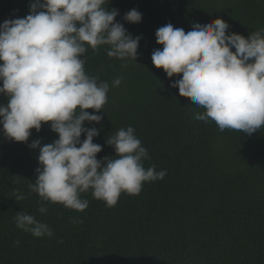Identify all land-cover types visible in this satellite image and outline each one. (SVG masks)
I'll return each mask as SVG.
<instances>
[{
  "label": "trees",
  "instance_id": "1",
  "mask_svg": "<svg viewBox=\"0 0 264 264\" xmlns=\"http://www.w3.org/2000/svg\"><path fill=\"white\" fill-rule=\"evenodd\" d=\"M34 2L0 0V24L25 18ZM104 7L117 10L114 23L141 39L136 60L109 57L108 45L88 47L81 57L88 76L109 84L101 112L85 110L102 120L83 127L99 131L93 139L102 146L98 161L115 157L106 143L111 135L133 127L148 152L144 168L166 175L145 182L139 195L121 193L113 207L96 200L92 190L81 193L89 205L77 212L29 194L37 169L42 171L39 148L30 145L59 138L51 122L32 129L24 143L0 129V264H264V126L248 135L220 131L210 118L197 120L205 109L171 86L182 77L169 78L152 61L162 48L158 28L171 23L188 32L222 19L226 34L248 38L264 29V0H106ZM132 9L142 14L138 24L124 19ZM116 78H122L119 86H113ZM7 103L0 94V105ZM85 138L82 133L81 142ZM18 192L27 198L16 200ZM42 205L46 213L39 211ZM18 212L48 224L53 235L36 238L17 228Z\"/></svg>",
  "mask_w": 264,
  "mask_h": 264
},
{
  "label": "clouds",
  "instance_id": "2",
  "mask_svg": "<svg viewBox=\"0 0 264 264\" xmlns=\"http://www.w3.org/2000/svg\"><path fill=\"white\" fill-rule=\"evenodd\" d=\"M106 0H35L25 18L0 24V94L8 96L0 105V129L11 140L24 143L31 130L40 131L51 122L58 139L39 148L38 179L30 192L42 200L83 212L88 208L81 193L92 190L96 200L113 207L121 193L139 195L145 182L162 180L166 171L143 166L147 149L141 146L129 126L111 135L106 143L115 157L97 160L102 146L93 143L96 128H84L85 121L99 124L107 103L109 84L85 73L81 59L88 47L110 46L109 57L136 60L139 36L133 38L120 23L117 10H107ZM124 19L138 24L142 14L132 9ZM229 25L222 19L195 24L191 31L168 23L156 31L161 45L152 54L157 69L169 78L181 76L171 86L181 97L190 98L205 111L196 119L210 118L220 131L233 129L251 135L264 126V29L248 38L226 34ZM87 46V47H86ZM235 49L233 52L231 49ZM116 78L113 86H119ZM86 138L81 142V135ZM18 192L16 200L26 199ZM41 213L47 212L41 206ZM75 223H82L76 221ZM16 227L36 238L53 235L51 227L34 216L18 212ZM19 243L18 241L16 242ZM63 243V241H60Z\"/></svg>",
  "mask_w": 264,
  "mask_h": 264
}]
</instances>
